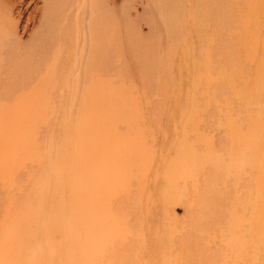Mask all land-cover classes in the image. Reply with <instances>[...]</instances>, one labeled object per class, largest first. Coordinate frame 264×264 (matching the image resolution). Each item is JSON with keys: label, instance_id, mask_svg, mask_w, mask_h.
Returning a JSON list of instances; mask_svg holds the SVG:
<instances>
[{"label": "rangeland", "instance_id": "rangeland-1", "mask_svg": "<svg viewBox=\"0 0 264 264\" xmlns=\"http://www.w3.org/2000/svg\"><path fill=\"white\" fill-rule=\"evenodd\" d=\"M10 1L25 46L39 23L27 17L43 2ZM231 2L241 5L226 31L208 32L225 35L223 51L204 39L195 65L182 50L165 72L117 65L101 75L113 97L99 113H79L80 45L56 28L30 80L49 67L40 92L50 96L15 100L0 82V234L22 236L2 264H238L239 247L250 257L242 264H264V0ZM22 63L0 73L13 92L31 76ZM247 200L257 201L256 226L242 243Z\"/></svg>", "mask_w": 264, "mask_h": 264}, {"label": "bare ground", "instance_id": "bare-ground-1", "mask_svg": "<svg viewBox=\"0 0 264 264\" xmlns=\"http://www.w3.org/2000/svg\"><path fill=\"white\" fill-rule=\"evenodd\" d=\"M41 1L43 3L39 7L37 19L36 17L33 19H31V16L27 17V24H30L31 20H37L39 22L38 26L26 39V45L20 46L17 45V40L15 41L17 35H15V25L13 28V24L16 23L17 18L12 15L11 1L0 0V73L3 74L10 67L11 64H8V62L12 60H17L21 64L24 61L25 66H31L30 70L26 71V75L31 73V76L23 77L22 82H19L22 89L15 92L7 87V83L5 84V77L8 74L5 77L0 76V82L5 88L3 94L7 97L14 95L15 100H20L22 97L36 99L41 95L40 89L48 87L46 86L47 71H49L47 66L44 77L36 79L37 81L34 84L30 80H34L32 77L34 69L39 68L40 64L43 65L41 61L38 64V60L42 57L39 50L46 48L44 39L48 31L56 28L58 29L56 33H65L64 35L73 37L76 43L80 45L84 65L79 73H83V78L82 81L79 78L78 85L75 86L80 87V89L73 91V95L78 96L79 94L81 96V110H79V113L82 114L99 113V105H104L108 100H111L113 97L111 94L112 89L101 88L100 80L102 79L101 75L107 73L109 69H114L117 65H130L134 68L140 66L139 69L144 71L158 69L165 72L172 67V57L181 52L180 50L191 56L193 55L192 61L195 65L198 59L196 54H200L196 52L195 48L198 47V44L202 45L204 39L209 41L206 44L210 50H212V47H216V51H223L225 35L221 41L216 39V42H214V38L208 32L212 28L225 32V28L230 21V12L233 7L241 5L238 2H231L232 0H124L123 4H117L116 0ZM249 3L246 5L247 11L255 8L257 10V5L252 6ZM134 4H137V6ZM140 8H142L141 11H139ZM20 13L24 12L21 11ZM242 14L244 13L240 12L241 16ZM241 16L239 19L243 23V30L239 28V33L234 36V41L239 44L247 43V35L242 34V31L247 33V29H245L246 22H244L246 19H242ZM2 17L7 20L3 21ZM6 23H9V28L6 27ZM140 25L147 29L145 33ZM202 31L208 33L209 36L200 38L198 33H203ZM254 38L252 39L255 40ZM231 44L232 42L227 43V50L230 49ZM134 54L138 55V58H135ZM115 55L120 58H114ZM33 56H37L38 59ZM33 62L34 64H32ZM88 76L91 79H86ZM18 84L17 86H20ZM29 84H32L30 89L23 90L28 88L27 85ZM50 92L47 90L41 96H50ZM244 145L241 147H244ZM245 148L244 150L242 148L243 152L246 151ZM245 183L247 188L251 186L247 181ZM253 200H247L246 204L242 206L244 212L248 211L249 204L254 209V212L243 218L238 228L242 230V243L247 240L246 236L249 232L253 234V229L256 226L255 202L257 201L254 202ZM49 217L52 221L53 215L49 214ZM246 224H248V227ZM0 225L2 227L1 223ZM57 227L59 226L49 225V229L58 230ZM234 230L235 228L232 232ZM3 236L4 238L0 234V264H2V255L4 259L12 257V253L19 251L18 249H21L22 244L20 234L15 235L11 231H6ZM221 242H224L226 248L232 247L234 243L224 239ZM249 243L250 241H247V245ZM13 245L14 247H12ZM238 250L236 259L239 261L238 264H242L250 257L245 253H239L242 248L239 247ZM233 260L235 261L234 258Z\"/></svg>", "mask_w": 264, "mask_h": 264}]
</instances>
